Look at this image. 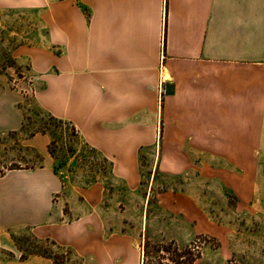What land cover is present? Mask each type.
Here are the masks:
<instances>
[{"label":"crops","instance_id":"crops-1","mask_svg":"<svg viewBox=\"0 0 264 264\" xmlns=\"http://www.w3.org/2000/svg\"><path fill=\"white\" fill-rule=\"evenodd\" d=\"M4 11L32 13L41 30L17 49L27 84L0 87V134L22 128L29 102L70 123L126 187L140 182L145 156L161 169L166 157H192L193 171L227 188L252 186L264 155V0H0ZM23 143L43 160L0 170V248L14 254L0 264H54L21 259L22 229L81 264H119L127 241L105 215L103 182L64 196L65 212L49 133Z\"/></svg>","mask_w":264,"mask_h":264},{"label":"rangeland","instance_id":"rangeland-1","mask_svg":"<svg viewBox=\"0 0 264 264\" xmlns=\"http://www.w3.org/2000/svg\"><path fill=\"white\" fill-rule=\"evenodd\" d=\"M36 19L32 13L0 12V87H23L28 82L23 73L28 62L19 60L17 49L40 38ZM27 106L22 128L0 134V170L40 166L42 156L23 139L49 133L54 168L65 185L63 198L54 199L66 212L64 196L79 195L82 199L86 187L102 181L105 215L119 220V227L112 230L127 241L120 245L119 264H137L138 252L140 264L144 259V264H264V155L257 157L259 171L249 172L254 178L252 186L242 190L227 188L218 179L193 171L192 157H166L167 169H161L154 156L141 157L140 182L126 187L117 181L110 161L89 147L70 123L29 102ZM14 235L26 250L45 252L55 264H81L68 248L35 238L29 229ZM147 239L154 244L174 241L175 248H150L145 255ZM132 250L136 251V261ZM0 255L6 257L1 248Z\"/></svg>","mask_w":264,"mask_h":264},{"label":"trees","instance_id":"trees-1","mask_svg":"<svg viewBox=\"0 0 264 264\" xmlns=\"http://www.w3.org/2000/svg\"><path fill=\"white\" fill-rule=\"evenodd\" d=\"M14 237V240L16 241V244H17V246H18V248H19V250L21 251V259H25V258H27L29 255H31V254H41V255H45V256H48V257H51L52 259H53V263L55 264V259L51 256V255H49V254H47V253H45V252H41V251H36V250H26L21 244H20V242L18 241V239L15 237V236H13ZM36 238V237H35ZM46 241H49V242H51V243H53V244H55V245H57L54 241H52V240H49V239H45ZM169 245H171V247H174L175 248V242L174 241H171L170 243L169 242H165V243H158V244H154V243H151L150 241H146V243H145V248H144V254L146 255V254H148V252L151 250L150 248H155V247H157V248H160V249H165V250H167V247L169 246ZM58 246H60V245H58ZM70 251H72L70 248H68ZM73 252V251H72ZM4 253L6 254V256H13L14 254L11 252V251H8V250H4ZM74 253V252H73ZM181 257H183V256H181ZM145 260V259H144ZM144 260H143V263L142 264H144ZM177 264H184V262L183 261H177Z\"/></svg>","mask_w":264,"mask_h":264},{"label":"built area","instance_id":"built-area-1","mask_svg":"<svg viewBox=\"0 0 264 264\" xmlns=\"http://www.w3.org/2000/svg\"><path fill=\"white\" fill-rule=\"evenodd\" d=\"M32 93H34V90L32 89V91H31Z\"/></svg>","mask_w":264,"mask_h":264}]
</instances>
